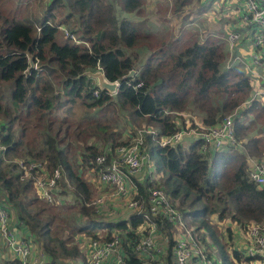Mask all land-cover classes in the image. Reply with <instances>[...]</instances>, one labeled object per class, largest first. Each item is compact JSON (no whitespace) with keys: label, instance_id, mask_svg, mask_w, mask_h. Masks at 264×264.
<instances>
[{"label":"trees","instance_id":"16d2710c","mask_svg":"<svg viewBox=\"0 0 264 264\" xmlns=\"http://www.w3.org/2000/svg\"><path fill=\"white\" fill-rule=\"evenodd\" d=\"M142 1L47 0L39 28L32 22L36 14L20 16L18 6L11 9L0 2V144L5 147L0 154V204L16 234L32 250L44 253L45 264H86L90 239L115 234L123 259L139 263L135 244L145 231L138 226L147 220L125 207L116 208L122 215L107 217L89 202L107 189L98 180L95 156L109 159L133 136L134 126L144 122L155 128L144 134V144L153 159L154 180L159 181L132 177L137 193L145 197L148 187H161L184 223V218L191 223L203 251L218 264L250 261L255 257L222 243L208 219L215 213L218 221L229 220L224 225L227 239L238 227L243 233L248 222L264 219V183L246 175V155L264 156V101L252 99L239 110L240 117H233L235 136H246L241 143L244 151L232 145L201 151V138L186 135L160 145L159 137L183 129L171 119L176 112L191 106L204 125H212L247 100L251 88L249 77L237 65L219 69L224 56L219 37L205 34L200 39L188 28L163 39L160 47L159 39L147 43L149 53L139 62L131 49L155 38L138 18ZM190 1L172 3L180 7ZM71 18L73 25L67 28L73 38L64 35L62 25ZM29 54L34 68L28 67ZM97 68L107 80L119 81L113 93L99 89L94 77L83 74ZM129 69L134 73L122 77ZM75 104L83 108V118L70 125L62 107ZM19 157L41 161L47 172L55 167L63 171L51 202L35 195L30 178L20 179L15 173V163L8 159ZM87 172L93 180L87 179ZM150 217L157 229L154 236L166 239V258L172 260L178 229L162 215ZM190 264H195L194 255Z\"/></svg>","mask_w":264,"mask_h":264},{"label":"built area","instance_id":"2783aa9c","mask_svg":"<svg viewBox=\"0 0 264 264\" xmlns=\"http://www.w3.org/2000/svg\"><path fill=\"white\" fill-rule=\"evenodd\" d=\"M242 1L243 8L239 7L241 11L237 17L247 28V32L243 31L242 33L244 40L240 38V34L236 30L231 31L227 39L229 48L239 44L249 45L245 53L248 54L249 65L246 64V66L249 76L246 75L249 77L251 93L248 99L238 107L240 109L252 99L264 101V0ZM230 65L239 67L238 64L228 60L225 66ZM95 93L96 91H94ZM230 113L224 114L219 121L212 125H204L195 122L193 113L179 114L176 112L172 119L177 125H181V121L178 119L180 115L183 118L188 116L193 121L194 126L187 123L183 125V129L159 137L157 142L160 145L174 143L186 135L190 138H201V151H212L225 145H232L236 149L242 150L241 141L236 138L233 131ZM4 149L5 147L0 144V154H3ZM94 160L100 165L97 170L98 180L107 186V189L91 201L94 210H102L103 206L110 203L113 210L118 207H125L127 211L141 214L147 220L145 225L138 226V229H143L145 232L140 235L135 244V249L140 254V261L137 264H162L158 257L162 255L163 249L157 237L154 236L157 229L155 222L150 217L152 215L164 216L179 231L171 246V264H190L192 255L195 256V264H218L216 259L203 251L198 239L192 234L191 228L185 225L181 213L170 204L167 194L161 187H148L145 197L137 193L132 177L141 179L146 176L149 180L155 178L154 173L151 172L150 156L144 147V136L141 129H137L126 144L117 146L109 159L106 160L104 154H97ZM14 163L15 168H17L14 171L20 175V179H31L35 195L51 202L54 198L53 189L63 171L55 167L51 172H47L41 161L28 158H18ZM247 163V177L256 183H264V161H251L248 157ZM237 232L246 237V241L240 248L243 254L263 260L264 219L259 222L247 223L243 233L238 227ZM161 240L166 243L163 236ZM13 259L17 264H45L44 253L40 250H32L28 241L16 234L10 224L6 208L0 204V264H3L4 260L11 261ZM86 264L131 263L125 261L121 256L118 248V236L115 234L104 240L90 239L87 245Z\"/></svg>","mask_w":264,"mask_h":264},{"label":"rangeland","instance_id":"374dc122","mask_svg":"<svg viewBox=\"0 0 264 264\" xmlns=\"http://www.w3.org/2000/svg\"><path fill=\"white\" fill-rule=\"evenodd\" d=\"M203 1L204 0H191L189 3L184 4L179 7L178 5L173 4L172 0H143L141 4V8L138 11V18L142 19L145 25H147V27L149 25V28L153 31L152 33H154L155 38L153 39V41H150L149 39L144 40L145 43L142 42L139 44L138 47L131 49V51L137 54V57H138L137 60L142 63L144 59L147 57V54L149 53V50H150V48L146 45L147 43H150V42L156 43L155 40L159 39L158 46L160 47L161 45L165 44L163 43L165 41L163 39L170 38V35L172 37H176L177 35H179L182 28H186V29L188 28L195 34L196 37L202 39L205 36V34H211L209 30L211 27L215 25H220L219 38L223 42L222 50L224 52V56L222 57V60L219 63V69H224L226 67L225 66L226 62L229 60V62H234L235 64H238L239 67L242 69V71L249 76V71L246 66V64L249 65L248 54L245 53L246 49L249 48V45L239 44V45H233L231 48H229L228 40H227L229 34L233 30H236L237 32H239L240 38L244 40V35H242V33L243 31L247 32V28L243 25V23L237 17V14L239 13V11H241L239 10V7L243 8V1L242 0H207L208 3L206 2L205 4L206 6L203 8L202 11H199L198 9L201 8L199 6L202 5ZM0 2L4 3L7 7L11 9L16 8L18 6L17 14H19L20 16L22 14L29 15V12L36 14L32 22L34 23V25H37L36 28H39L38 22L40 20V16L43 14V8L47 0H0ZM173 8L174 10H172ZM56 14H57V17H59L58 14L60 13L57 12ZM72 23H73V20L71 18L68 22H66V24H62V25H66L65 26L66 28L65 27L63 28L64 35L68 34L69 37L71 38H73L74 35L68 31L69 27L67 28V25L68 26L73 25ZM32 67L34 68V66ZM51 78L53 82L55 83V86L59 87L57 76L54 75ZM240 106L241 104L238 107ZM238 107L232 110L230 113L232 116V120L235 115H239L240 117V114H239L240 108ZM62 111L65 115H67L68 120L71 122L70 125H72L73 123L83 118L84 110L78 104H75L71 106L70 108H66L64 106L62 107ZM187 112L193 113L195 117V122L197 124H202L201 117L197 109L192 108L190 106V109H183L181 111H178L179 114L187 113ZM60 114H62V112H60ZM171 117H174V116H171ZM178 119L181 121L182 125H185L188 123V125L194 126L193 121H191L188 118V116H185V118H183L182 116L179 115ZM143 125H145L144 122H141L138 126H134L136 127L134 129H141L143 136L145 133L149 131L154 132V129H155L154 127L143 126ZM70 129H71V126H70ZM253 129L258 130L257 128H255V126H253ZM262 132L264 133V130H262ZM240 137L242 138H237V137L236 138L239 139L241 143H243V141L246 139V136L241 135ZM144 147H146V144H144ZM78 150H79V146H76L75 148H73V151L75 153ZM242 151H244L243 146H242ZM248 157L251 159V161H255V160L264 161V156L255 157L253 155L251 156L246 155V158ZM17 159L18 158H11V159H8V162L14 163L15 160ZM152 163H153V159L151 158L150 166H152ZM14 170L16 171L17 168H14ZM166 174L167 173L164 172L162 176L160 177V179L163 180ZM84 175L87 177V179H91V180L94 179L93 174L89 176L87 172V173H84ZM154 181L158 182L159 178L155 179ZM0 194H2L1 187H0ZM99 194H100V190L98 193H96L93 196L92 200ZM91 201L89 203H91ZM102 209H103L102 212L107 217H112L113 213H116L115 212L116 210H113V206L110 203L107 204L106 206H103ZM105 212H107L108 214H105ZM122 214L116 213V215H122ZM184 220H185L186 226L190 228L189 226L191 225V223L185 218ZM208 220L210 221V223L215 225L214 228H216V234L219 236L218 238L221 240L222 243L226 242L228 244L227 247L229 248H231V246L235 247L238 251L240 248H242L244 242L246 241L245 235L239 234L238 232L232 235V232H231V238L230 239L226 238L227 235H226V230H225L224 225L229 220L218 221L215 213L210 214ZM197 233H200V231H198ZM195 236H197L196 233H195ZM158 241L161 245V248L163 249L161 251L162 255L158 257V259L160 260L162 264H171L170 259H167L166 254H165L166 243H164V241L161 239H158ZM198 242L200 246L204 248V244L200 241V239H198ZM34 244L38 246L35 241H34ZM210 254L214 255V253L212 252ZM248 260L244 261V258H242L241 261L234 262L233 264H264V260H260V259H253L252 261H248ZM75 263H76L75 261L70 262V264H75Z\"/></svg>","mask_w":264,"mask_h":264},{"label":"water","instance_id":"95a60500","mask_svg":"<svg viewBox=\"0 0 264 264\" xmlns=\"http://www.w3.org/2000/svg\"><path fill=\"white\" fill-rule=\"evenodd\" d=\"M33 66V61L31 60L30 54L28 55V67ZM134 73L133 69H129L126 73L122 75V77H129ZM83 74H87L91 77L95 78L96 85L99 89H105L109 93H113L116 90V87L119 84V81L113 80H107L105 76L103 75L102 71L100 69L95 70H85Z\"/></svg>","mask_w":264,"mask_h":264},{"label":"crops","instance_id":"0c3cea01","mask_svg":"<svg viewBox=\"0 0 264 264\" xmlns=\"http://www.w3.org/2000/svg\"><path fill=\"white\" fill-rule=\"evenodd\" d=\"M206 2H207V0H204V1L202 2V4H206ZM209 30H210L211 34L215 33V34H213V35L219 37V35H220V32H219V31H220V25H215V26L211 27ZM209 30H208V31H209ZM212 32H213V33H212Z\"/></svg>","mask_w":264,"mask_h":264},{"label":"clouds","instance_id":"9594fccd","mask_svg":"<svg viewBox=\"0 0 264 264\" xmlns=\"http://www.w3.org/2000/svg\"><path fill=\"white\" fill-rule=\"evenodd\" d=\"M226 68V67H225ZM151 159V158H150ZM264 260V259H263Z\"/></svg>","mask_w":264,"mask_h":264}]
</instances>
